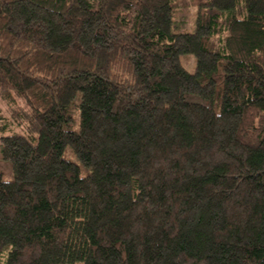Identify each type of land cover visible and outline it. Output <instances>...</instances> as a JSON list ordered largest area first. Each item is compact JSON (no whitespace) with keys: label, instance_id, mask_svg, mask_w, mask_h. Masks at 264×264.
Here are the masks:
<instances>
[{"label":"trees","instance_id":"trees-1","mask_svg":"<svg viewBox=\"0 0 264 264\" xmlns=\"http://www.w3.org/2000/svg\"><path fill=\"white\" fill-rule=\"evenodd\" d=\"M0 98V264H264V0H0Z\"/></svg>","mask_w":264,"mask_h":264},{"label":"rangeland","instance_id":"rangeland-1","mask_svg":"<svg viewBox=\"0 0 264 264\" xmlns=\"http://www.w3.org/2000/svg\"><path fill=\"white\" fill-rule=\"evenodd\" d=\"M177 14V13H176ZM175 14L174 16V22H173V30L174 31H192L194 29V20L196 16V7L195 6H189L186 11L183 12V16H177ZM179 59L181 64L184 66V68L189 72L195 71V65H196V59L194 55L182 53L179 55ZM16 104L20 105L23 109H27V105L23 101V99L16 98ZM214 109L216 111L219 110V103L217 102V99L214 101ZM12 117L10 115L9 110V104L2 100L0 98V126L3 125V129H1V132L3 133H9L12 130H20L19 125H16V121H11ZM79 126V114L78 109H73L72 112V120L69 122V125L67 126L69 129L76 130ZM62 157L71 160L74 162H78L75 154L72 152V150L69 147H65V149L62 152ZM87 167H84L83 165H80V174L85 175L87 173ZM0 172L2 173L3 179L10 180L13 177L12 168L9 160H4L0 156ZM72 264H79V262H74Z\"/></svg>","mask_w":264,"mask_h":264}]
</instances>
